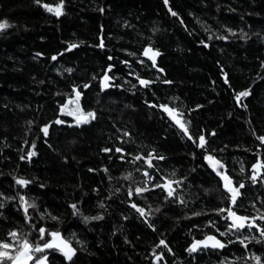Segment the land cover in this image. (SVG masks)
<instances>
[{"label":"trees","instance_id":"1","mask_svg":"<svg viewBox=\"0 0 264 264\" xmlns=\"http://www.w3.org/2000/svg\"><path fill=\"white\" fill-rule=\"evenodd\" d=\"M62 2L57 16L44 5L61 0H0L9 254L59 232L72 259L46 249L28 264H264V0ZM148 48L161 53L155 66ZM209 156L239 188L235 205ZM229 210L259 228H236ZM208 235L227 249L192 254Z\"/></svg>","mask_w":264,"mask_h":264},{"label":"snow or ice","instance_id":"2","mask_svg":"<svg viewBox=\"0 0 264 264\" xmlns=\"http://www.w3.org/2000/svg\"><path fill=\"white\" fill-rule=\"evenodd\" d=\"M37 2H39V0H37ZM167 2V0H166ZM45 8H47L48 11L50 12H54L57 16L61 15L62 14V8H63V2L61 0V3L53 8L51 6H48V5H44ZM173 15H176V13H172ZM10 27V25L8 24L7 21H3V22H0V30H3V29H6ZM72 47H75V45H73ZM149 53H151L152 55V58L154 59L156 55H158V53L156 52H152L151 49H148L145 51L144 55H149ZM53 59H56V57H53ZM108 77L106 76L105 77V80H107ZM141 84H147L148 82L147 81H143L141 80L140 81ZM249 93L247 91L245 92H241L238 94L237 96V99L239 100L240 97H244V96H247ZM77 100L75 101L77 103V106H78V98H79V92H77ZM72 101H70L71 103ZM164 108V111L165 112H168L170 115L173 116V119H176L175 115H174V110L172 109H169L167 108L166 106H161ZM71 114V113H70ZM88 117H91V118H95V113H91L89 112L87 114V116H81V117H78V122H80L81 120H83V122L87 123L88 122ZM178 124H180V127L182 129H184L185 132H187V128L184 126L183 123H181L179 120L176 121ZM57 123H61V121H57ZM44 133L47 134V131L48 129L47 128H44L43 129ZM264 139V138H262ZM199 141H200V145L201 147L204 146V142H205V138L203 136L199 137ZM117 151H121V149H117ZM30 156L31 155H35V152H32L29 154ZM136 159H140V157H136ZM209 160V162L211 163L212 167L215 169L217 167V165L219 164V161H216L214 160V158L212 156H209L207 158ZM149 164H151V161L149 160L148 161ZM220 167H223L222 165H220ZM218 174H220L218 172ZM223 179L226 181L224 187L227 189V191L229 193H231V202L233 205H235L236 203V198H237V195L239 194V188H234L231 186V180L228 176L224 175L223 176ZM253 180L256 179L255 176L252 177ZM17 183L19 184H22V185H26L28 183V181H25L23 179L21 180H18ZM169 187V192H168V195L171 196L173 195V192L175 191L174 189H172L170 187V184L168 185ZM244 185L241 184L240 185V188H243ZM148 189H142V188H137L135 191L136 193H141V192H144V191H147ZM131 194V193H130ZM134 208H136L137 206L135 204L132 205ZM28 207H34V205H26L25 207V212H27V209ZM75 205H73V208L75 209ZM141 215L144 214V210L142 208H138L137 209ZM221 211H224L223 209ZM229 215L234 217L237 221H239V223L236 225L238 228H243L245 226V221L248 219L246 217H238L236 216V213L235 212H232L229 210ZM100 217H94L93 219H99ZM264 218V217H262ZM40 233H41V238H43V234L45 232V229L41 228L40 230ZM262 234H264V232H262ZM10 235L13 237V239H17L18 237V234L16 232H12L10 233ZM51 237H52V240L49 241V242H46L42 247L37 245L34 249L32 248V246L29 244V242L27 240H24L20 246V251L18 253V255L16 257H13L12 255L9 254V249H12L14 247V245L10 242H0V264H2L3 260L4 259H8V260H11L12 261V264H27V261L28 260H31L32 259V256L31 255H28V251H35V252H43L45 251V249H51V248H61V245L63 246L61 248V250L64 252V255L67 257L68 260H71L72 259V256L75 254V249L71 248V246L66 242L64 241L61 237H60V234L58 232H51L50 233ZM208 240L210 241H213V244L212 246L213 247H224V245L216 240L214 237H208ZM57 241H59V243H57ZM164 241H161V244H163ZM203 243L205 246H207V243L206 242H200L198 241L197 244H201ZM197 244H194L192 246V248L189 249V251H196L197 250ZM24 257L23 260L20 259V257ZM47 261V256H44L42 257L41 259L37 260L36 261V264H45V262Z\"/></svg>","mask_w":264,"mask_h":264},{"label":"water","instance_id":"3","mask_svg":"<svg viewBox=\"0 0 264 264\" xmlns=\"http://www.w3.org/2000/svg\"><path fill=\"white\" fill-rule=\"evenodd\" d=\"M148 49H151V48H148ZM148 49H146V50H148ZM146 50H145V51H146ZM151 50H152V52H156V53H158V55H156L154 59L152 58L151 53H149V55H147V56L144 55L145 51L143 52V57H144L145 59H147L148 61H150V62L155 66V65L157 64V62H158L160 56H161V53L158 52V51H154L153 49H151ZM167 114L173 119V116H172V115H170L168 112H167ZM80 117H81V116H80ZM173 120H174L175 122L177 121V119H173ZM80 122H83V120H81ZM176 123H177V122H176ZM223 176H224V175H223ZM223 176L220 177V181H221V184H222V188H223V190H224L225 192H228L227 189L224 187L226 181L223 179ZM226 176H228V177L230 178V180H231V182H232V183H231V186L234 187V188H236L235 185H234V182H233L232 178H231L229 175H226ZM228 193H229V192H228ZM236 216H238V217H244V216L239 215V214H236ZM231 220H232V222L234 223V225H237V224L239 223V221H237L234 217H232ZM250 225H251V227L259 228L258 225H257L256 223H251V224H250V222H247V220L245 221V226H244L243 228L248 227V226H250ZM208 237H214L216 240L220 241V242L224 245V247H213V246H212L213 241L208 240ZM198 241H200V242H206V243H207V246H205L203 243H201V244H197ZM194 244H197V250H196V251H191V253H193V254H195V253H197V252H199V251H201V250H211V251H220V252H221V251L227 249V247H228L227 243H225L223 240L219 239V238H218L217 236H215V235H208V236H206V237H204V238H202V239L195 240L194 242H192V244L190 245L189 249L192 248V246H193Z\"/></svg>","mask_w":264,"mask_h":264},{"label":"rangeland","instance_id":"4","mask_svg":"<svg viewBox=\"0 0 264 264\" xmlns=\"http://www.w3.org/2000/svg\"><path fill=\"white\" fill-rule=\"evenodd\" d=\"M208 163H209V165H210V167L212 168V169H214L213 167H212V165H211V163L209 162V160H208ZM220 165L221 164H218L217 165V167L214 169L217 173L219 172L220 173V176H223V175H226L225 174V171H224V169L222 168V167H220ZM59 233V232H58ZM60 234V237L64 240V241H66L70 246H71V248H73L74 249V247L72 246V244L67 240V239H65L64 238V236L61 234V233H59ZM52 240V237L50 238V241ZM57 243H59V241H57ZM43 245H41V247H42ZM63 246L61 245V248H62ZM61 248H51V249H55V250H57V251H59L65 258H66V260H68L67 259V257L64 255V252L61 250ZM46 250V249H45ZM20 251V250H19ZM30 252L31 251H28V255H30ZM19 253V252H18ZM18 253H17V255H18ZM16 255V256H17ZM15 256V257H16ZM32 256V255H31ZM44 256H47V255H43V256H41V257H39L37 260H39V259H41L42 257H44ZM33 257V256H32ZM73 257V256H72ZM49 257L47 256V261L45 262V264H49V259H48ZM20 259L21 260H23L24 259V257L22 256V257H20ZM32 260V259H31ZM31 260H28L27 261V264L28 263H30V261ZM37 260H35V262L33 263V264H36V261Z\"/></svg>","mask_w":264,"mask_h":264},{"label":"flooded vegetation","instance_id":"5","mask_svg":"<svg viewBox=\"0 0 264 264\" xmlns=\"http://www.w3.org/2000/svg\"><path fill=\"white\" fill-rule=\"evenodd\" d=\"M232 217V216H231ZM234 224V223H233ZM251 224V223H250ZM236 228H238L236 225H234ZM248 228H253V227H251V225L250 226H248Z\"/></svg>","mask_w":264,"mask_h":264},{"label":"bare ground","instance_id":"6","mask_svg":"<svg viewBox=\"0 0 264 264\" xmlns=\"http://www.w3.org/2000/svg\"><path fill=\"white\" fill-rule=\"evenodd\" d=\"M159 107V106H158ZM193 254V253H192Z\"/></svg>","mask_w":264,"mask_h":264}]
</instances>
